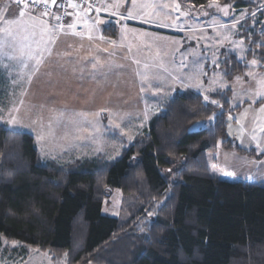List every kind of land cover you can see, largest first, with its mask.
I'll use <instances>...</instances> for the list:
<instances>
[{
  "label": "rangeland",
  "instance_id": "rangeland-1",
  "mask_svg": "<svg viewBox=\"0 0 264 264\" xmlns=\"http://www.w3.org/2000/svg\"><path fill=\"white\" fill-rule=\"evenodd\" d=\"M249 8L237 0H99L93 11L73 3L61 23L25 0H0V124L33 134L42 161L111 160L178 91L192 88L221 106L213 94L231 90L228 134L258 156L220 143L208 167L222 179L264 182V67L240 34ZM115 27L116 36L106 32ZM231 54L248 64L245 76L227 78ZM109 193L103 212L124 217L134 198ZM30 250L8 264H52L48 252Z\"/></svg>",
  "mask_w": 264,
  "mask_h": 264
},
{
  "label": "trees",
  "instance_id": "trees-1",
  "mask_svg": "<svg viewBox=\"0 0 264 264\" xmlns=\"http://www.w3.org/2000/svg\"><path fill=\"white\" fill-rule=\"evenodd\" d=\"M94 2L78 4L93 11ZM237 4L250 6L240 34L263 68L264 8ZM106 32L117 35L116 27ZM226 66L227 78L248 70L234 54ZM231 94H213L220 106L192 88L178 91L111 160L42 161L33 134L0 124V258L26 259L33 247L48 252L52 264H264V182L222 179L208 167V153L220 143L258 156L228 134ZM212 114L211 125L190 129ZM114 189L134 198L124 217L103 212Z\"/></svg>",
  "mask_w": 264,
  "mask_h": 264
},
{
  "label": "built area",
  "instance_id": "built-area-1",
  "mask_svg": "<svg viewBox=\"0 0 264 264\" xmlns=\"http://www.w3.org/2000/svg\"><path fill=\"white\" fill-rule=\"evenodd\" d=\"M33 8L41 9L55 16L58 22H65L70 13V5L73 2L85 3L96 7L94 0H25Z\"/></svg>",
  "mask_w": 264,
  "mask_h": 264
},
{
  "label": "crops",
  "instance_id": "crops-1",
  "mask_svg": "<svg viewBox=\"0 0 264 264\" xmlns=\"http://www.w3.org/2000/svg\"><path fill=\"white\" fill-rule=\"evenodd\" d=\"M69 19V18H68ZM68 21V20H67ZM66 23V22H65ZM64 23V24H65ZM0 264H8V261H6V260H2L1 258H0Z\"/></svg>",
  "mask_w": 264,
  "mask_h": 264
},
{
  "label": "snow or ice",
  "instance_id": "snow-or-ice-1",
  "mask_svg": "<svg viewBox=\"0 0 264 264\" xmlns=\"http://www.w3.org/2000/svg\"><path fill=\"white\" fill-rule=\"evenodd\" d=\"M22 15V14H21Z\"/></svg>",
  "mask_w": 264,
  "mask_h": 264
}]
</instances>
